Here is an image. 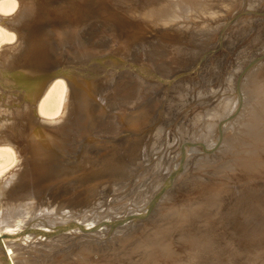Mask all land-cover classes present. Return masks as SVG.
Masks as SVG:
<instances>
[{"label":"rangeland","instance_id":"374dc122","mask_svg":"<svg viewBox=\"0 0 264 264\" xmlns=\"http://www.w3.org/2000/svg\"><path fill=\"white\" fill-rule=\"evenodd\" d=\"M13 1L0 11L12 264H264V0ZM54 79L66 92L47 118ZM174 225L171 258H156Z\"/></svg>","mask_w":264,"mask_h":264},{"label":"bare ground","instance_id":"6f19581e","mask_svg":"<svg viewBox=\"0 0 264 264\" xmlns=\"http://www.w3.org/2000/svg\"><path fill=\"white\" fill-rule=\"evenodd\" d=\"M14 7H15V2L13 0H2V1H0V11L1 12H9ZM175 15H176V18H177V14H176L175 10H173V8L170 7V6L168 7V9L166 11L162 12V14H161V16H165L164 19L165 18L166 19L169 18L170 20H172L173 18H175L174 17ZM18 16L17 17H14V19H12L11 22L12 21H17L18 20ZM157 16L158 15H157V13L155 11L154 12H151V18L157 17ZM2 21L3 20L1 19V23H2ZM1 23H0V42L2 41L3 35L5 33V31L3 30L2 26H1ZM11 50L12 49H10V51ZM7 51H9V50H7ZM8 54H10V53H8ZM4 55H6V53ZM5 57H6V61L5 62H7L6 63L7 65H8V63L11 64L10 62L14 61L13 58H12L13 57L12 55L5 56ZM8 68L11 69V66L8 67ZM15 70H17V69H15ZM18 72H20V69H19ZM0 79H2V77ZM2 82H5V81L3 80ZM11 82L16 83L14 81H11ZM8 83H10V82H8ZM1 87L2 86H0V88ZM4 87H7V86H4ZM3 89H2V91H3ZM65 92H66V84H65V81L63 79H54L51 82V84L47 87L46 95L45 96L43 95L44 98L43 97L41 98L42 101H41V104H40V108L39 109H40V112L42 113V115H45L47 117V115L52 114V112H54V110H58V108L60 107L62 101L64 100ZM0 93H1V91H0ZM10 96H12V95H10ZM13 97H11V98H13V100H14L15 99V96H13ZM13 100L11 102H13ZM260 104L264 108V102H262ZM62 105H63V103H62ZM11 109L13 110V108H11ZM11 109H10V111H11ZM13 112H15V111H13ZM257 119H258L257 109L255 110L254 107H251L249 109V111L247 112V125H246V127L247 128H252L256 124ZM12 160H13V152L10 149L0 148V168H2L4 166H7L9 164V162H11ZM213 185L216 186V184H213ZM218 185L219 184H217V186ZM217 189H218V187H217ZM93 191L92 192L95 195V193H97L96 192V189H94ZM181 217H182L181 219L186 218L187 217L186 213L185 212L182 213ZM174 227H175V225L174 226H171L170 229H168L167 232L162 235V239L160 241H158V242L156 241L155 243H153L151 245V246H153V254H154V256L156 258H158V257L159 258H164V257L171 258L172 254H173L172 253L173 246H175L173 244L174 243L173 242ZM165 241H166V244H165ZM4 244H5L4 243V239L0 236V264H12L11 258L9 257V253H10L9 251H10V249L6 250V248L4 247L5 246Z\"/></svg>","mask_w":264,"mask_h":264}]
</instances>
